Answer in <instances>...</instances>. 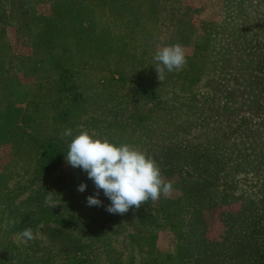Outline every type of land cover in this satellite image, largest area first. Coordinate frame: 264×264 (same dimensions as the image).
Listing matches in <instances>:
<instances>
[{
	"label": "rangeland",
	"instance_id": "374dc122",
	"mask_svg": "<svg viewBox=\"0 0 264 264\" xmlns=\"http://www.w3.org/2000/svg\"><path fill=\"white\" fill-rule=\"evenodd\" d=\"M76 1L78 5L71 0H6L8 12L16 13L0 15V20H7L0 23V264H81L87 258L86 264H185L177 250L182 217L187 216L178 202L180 190L173 186L167 196L124 215L106 211L111 201L102 190V205L88 206L87 197L95 194V186L86 172L66 163L72 139L64 135L66 129H72L73 136L88 131L116 144L133 145L159 167L171 158L180 166L184 155L201 154L214 142L216 159L212 153L206 156L208 166L216 167L214 177L225 186L221 194L253 202L245 208L247 222L253 219L264 227V0ZM73 15L75 20L88 21L67 24L74 37L65 60L71 77L62 84L61 70L54 63L35 64L49 56L42 35L33 34L35 39L27 42L18 28L25 31L28 24L34 27L43 18L68 20ZM224 20L239 28L246 22L252 32L247 48L233 52L244 59L254 51L248 66L244 61L242 75H227L228 85L245 87L246 103L220 95L215 98L217 107L212 104L218 108L215 115L214 111L209 116L204 110L196 113L213 120L216 130L184 137L183 118L172 119L176 109L219 92L210 81L219 75L214 64L220 65L222 59L216 60L215 39L218 27L223 32ZM112 25L116 27L110 29ZM97 27L108 35L104 52L98 53L104 57L94 56L90 59L97 60L96 65L83 66V53H94L91 38L99 41L95 37L99 33L86 36L87 32ZM116 36L126 44L123 49ZM258 40L260 45L252 47ZM176 43L184 46L187 63L181 71H166L161 82L154 54ZM20 65L22 72L17 71ZM137 82L149 92L136 91ZM155 124L150 134L140 130ZM181 151L182 156L177 154ZM169 153L174 156L168 157ZM82 182L87 187L79 192ZM69 190L70 198H59ZM48 191L56 210L41 211L38 220L26 222L24 218L33 211L52 208L45 203ZM78 200L82 204L72 209V215L63 212L64 204L70 208ZM21 208L23 213L17 215ZM163 211L170 212L171 223L157 231L159 227H149V218ZM84 214L90 217L84 220ZM96 214L104 215L103 219ZM25 228L32 229L35 240L20 242L19 233Z\"/></svg>",
	"mask_w": 264,
	"mask_h": 264
},
{
	"label": "trees",
	"instance_id": "16d2710c",
	"mask_svg": "<svg viewBox=\"0 0 264 264\" xmlns=\"http://www.w3.org/2000/svg\"><path fill=\"white\" fill-rule=\"evenodd\" d=\"M71 1H73L74 5H78L76 0ZM5 2L6 0L0 1V15L7 12L9 13L8 17L12 16L16 12L12 9L8 12V7L4 6ZM70 7L74 6L68 5V8ZM43 19L44 20L41 19L36 22L34 27H31V23L28 24L25 31L18 28V31H20L19 33H23L19 35L25 38L27 42L30 41L31 37L35 39L34 35H42V45L43 48L46 46L47 51H49V54L47 53L49 56L45 60L39 59L35 64H45L46 62L47 64L54 63L56 67L61 70L60 73H62L59 81L62 84H65V81L71 77V72H68L69 70H66L65 68V60L67 61L69 59L67 53L70 52L72 46L70 43L72 39H74L73 35L70 33L71 31L67 30V24L69 23L75 26L77 23L83 24L88 20H75L74 15L69 16L68 20H51L50 17ZM4 21L7 20H0V23L3 24ZM245 24L246 22L243 23L242 28H239L234 22L231 24L227 20H224L222 23L223 32L220 31L221 28L218 27L215 44L218 45L217 52L219 55H216V60L218 56L221 57L222 60L220 65L216 62L214 67L219 75L223 73L222 86L219 85L221 80L220 78L218 79L219 75H217L215 78H212L210 83L211 87L215 88L217 92L219 91L217 94L218 96L214 90L215 94H211V98H208V96H206L205 99L198 98L195 99L193 103L183 104L182 109H176V113L174 112L175 115H172V119L178 117H180V119L183 118L182 128L184 137L195 131L202 134L216 130L215 126H211L213 120L211 121L208 118L201 116L196 117V113H203V110L205 114L209 112L205 116H209L213 111L215 115L218 111V108H215L217 107L215 98L220 99L221 96H224L227 99L238 101L241 105L246 103V98H243L246 93V90L244 89L245 87L230 86L227 84L229 79L227 78V75H229L230 78L233 77V74L237 76L242 75L241 70H245L243 65L247 64L248 59H250L254 53V51L249 52L244 59H242L241 55H233V52L236 53V51L247 48L245 46V43H247L246 41L248 40L247 36L252 32L247 31L249 30V27L245 26ZM115 27L116 26L112 25L110 29ZM97 29L98 27L95 28L92 33L87 32L86 36H89L88 34L93 36V33H99L95 34V37L99 41L97 42L94 38H91L94 42L92 48L94 53H83L85 55L83 56L84 59L80 57L83 66L88 67L92 66V64L96 65L97 60L90 59L92 57L94 58V56L104 57V55L98 56V53L99 51L101 53L104 52L105 49L103 46L106 42L105 40L108 39V35L105 30ZM111 32L112 31L110 30V33ZM80 34H83V32L80 31ZM116 37L118 38V45L123 49L126 44L122 42V37ZM249 43L250 42L247 44ZM259 45L260 41L258 40L252 47L256 48ZM252 47L251 49H253ZM62 52L68 56L62 54ZM141 54H143V52ZM63 55L66 57L64 58ZM22 70L23 65H20V67L17 68V71L22 72ZM247 83H249V81ZM134 89L136 91L140 90L143 94L149 92L147 86L138 82L134 85ZM150 95L154 97V94ZM76 96L78 97L79 94L76 93ZM207 102L209 103L207 104ZM213 103L216 105L215 107H212ZM146 126V128H140L144 133L150 134L156 130V124L153 126ZM149 134H145V139L150 140ZM145 139L142 141L143 144L147 142ZM216 147L217 144L213 142L210 147H208L210 149H207L201 154L197 153L196 156L184 155L185 157L182 158L183 162L180 166L174 164L173 158H171L174 154L169 153L167 156L171 159L169 161L167 160L164 166H160L165 180L171 181L173 186H175L174 188L180 190V198L178 202L183 206L181 209L182 213L185 211V214L187 215L184 218L182 217L183 224L182 226L180 225L179 228V243L177 244L179 249L177 250L182 253L185 264H264V227H262V225L257 226V223H255L253 219H250L248 220L249 222H247L249 216H247L248 210L245 208L251 207L253 202L243 203L241 201L239 202V200L228 198L225 194L222 195L221 191L225 189V186L223 183L218 182L219 178L214 177L216 167L208 166L209 161L206 155L211 156L212 153V157L216 159V155L218 154ZM202 149H204V146ZM182 153V151L179 153L177 152V154L181 156ZM175 167L177 170L174 169ZM207 167L210 170H208ZM70 193H72V190H69V192H62L59 195V198L67 200L71 197ZM81 204V200L74 202V204L71 203L70 208L64 204L63 212L72 215V209L78 206L80 207ZM30 206H33V204L29 205V207ZM54 209L51 208L48 210L46 207H43L42 209H38V212L35 213V211H33L32 214L27 215L24 220L26 222L36 221L38 220L37 215L41 211L52 213ZM21 211L22 208L17 212V215L19 213L22 214L23 212ZM95 216H99L101 220L104 217V215L100 214H96ZM83 217V219L86 220L87 217L90 216L84 214ZM171 219L170 212L163 211L161 215L149 218L150 222H148V226L159 227L156 229L157 231L160 228H165L164 226L168 223H171ZM251 223L253 224L248 226V224ZM166 229L169 231L171 230L169 228ZM88 262L89 259L87 258L81 261V264H86Z\"/></svg>",
	"mask_w": 264,
	"mask_h": 264
},
{
	"label": "clouds",
	"instance_id": "9594fccd",
	"mask_svg": "<svg viewBox=\"0 0 264 264\" xmlns=\"http://www.w3.org/2000/svg\"><path fill=\"white\" fill-rule=\"evenodd\" d=\"M154 66L157 79H165V73L178 72L187 63L186 50L179 43L164 46L156 50ZM64 135L72 137L65 156L66 163L87 173L95 186V194L87 197L88 206H101L99 193L111 201L106 211L111 214H126L131 208L139 209L145 202L157 201L161 195L167 196L173 190L171 181H166L154 158L145 151L127 144H116L88 131H80L73 136L72 129H66ZM86 183L78 185V191L84 192ZM45 203L56 206L52 192L48 191ZM20 242L27 243L36 239L31 228L20 233Z\"/></svg>",
	"mask_w": 264,
	"mask_h": 264
}]
</instances>
